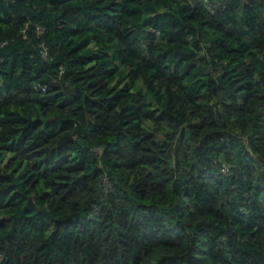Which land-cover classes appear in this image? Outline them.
<instances>
[{"label":"trees","instance_id":"obj_1","mask_svg":"<svg viewBox=\"0 0 264 264\" xmlns=\"http://www.w3.org/2000/svg\"><path fill=\"white\" fill-rule=\"evenodd\" d=\"M0 264H264V0H0Z\"/></svg>","mask_w":264,"mask_h":264}]
</instances>
